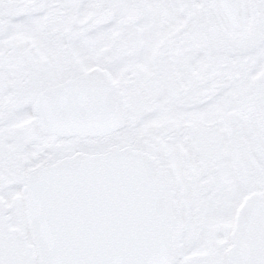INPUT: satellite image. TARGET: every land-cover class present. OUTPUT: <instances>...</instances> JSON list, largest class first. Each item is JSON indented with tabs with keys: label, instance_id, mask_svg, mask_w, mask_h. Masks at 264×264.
I'll return each mask as SVG.
<instances>
[{
	"label": "snow or ice",
	"instance_id": "snow-or-ice-1",
	"mask_svg": "<svg viewBox=\"0 0 264 264\" xmlns=\"http://www.w3.org/2000/svg\"><path fill=\"white\" fill-rule=\"evenodd\" d=\"M0 264H264V0H0Z\"/></svg>",
	"mask_w": 264,
	"mask_h": 264
}]
</instances>
